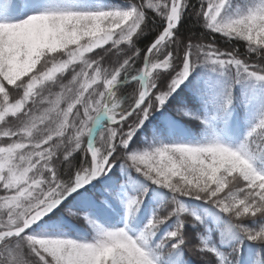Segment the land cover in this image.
Returning a JSON list of instances; mask_svg holds the SVG:
<instances>
[{
  "label": "snow or ice",
  "instance_id": "6c2138e0",
  "mask_svg": "<svg viewBox=\"0 0 264 264\" xmlns=\"http://www.w3.org/2000/svg\"><path fill=\"white\" fill-rule=\"evenodd\" d=\"M228 3L229 0H201L197 14L205 19L209 29L243 38L249 42L250 52L264 56V0H258L245 13L225 19ZM187 5L188 0H139L128 10L50 8L17 20L15 17L31 10L32 0H0V139L10 141L0 143V189L5 193L0 195V264H27L25 247L38 258L39 264H154L146 247L147 237L164 220L186 211L178 199H173L176 207L166 216L154 215L136 235L126 228L109 229L92 220L88 222L95 228L96 236L90 242L26 231L69 193L107 173L113 162L120 159L117 152H123L125 167L135 168L178 195L211 200L233 218L264 212V171L253 167L249 152V146L252 152L257 151V140L264 137V131L254 135L258 128L264 129V118L249 131L251 139H246L239 150L213 138L196 146L161 144L151 150L125 151L136 129L164 104L197 63L210 62L234 69L232 82L243 79L242 74L264 80V62L250 64L235 52H222L210 44H193L191 40L181 43L175 26ZM146 7L164 16L165 23L161 34L144 53L145 63L131 76L139 79L140 87L132 103L124 107L114 85L121 74L129 75L133 70L137 53L117 60V66L111 70L88 54L106 42H111L107 50L110 53L113 49L118 53L122 42L132 44L135 35L143 31ZM116 17L122 22L114 23ZM96 21L111 28V39L88 50L70 42V34L78 25ZM53 37L59 42L53 44ZM173 44L176 48L169 50ZM170 68L173 74L167 86L157 87L161 70ZM69 70L73 75L68 84H62L59 92L43 95L47 85L55 84ZM7 86L19 92L18 98L11 95ZM228 104L230 93L224 96L220 107L226 108ZM9 115L20 121L18 126L2 127ZM29 129L34 136L28 135ZM37 130H43V134ZM61 145L65 161L78 150L85 153L82 165L66 179L53 164ZM173 153L182 158L168 159ZM222 156L245 163L235 168ZM237 181L243 186L234 190ZM181 185L183 191H177ZM144 191L140 189L129 198L130 212L135 211L133 205L139 207ZM112 195L118 197L120 193L115 191ZM237 226L248 238L264 242V228L254 231ZM182 228L181 220L167 233L170 240H175L173 248L183 243ZM113 245L107 254L106 249Z\"/></svg>",
  "mask_w": 264,
  "mask_h": 264
},
{
  "label": "trees",
  "instance_id": "16d2710c",
  "mask_svg": "<svg viewBox=\"0 0 264 264\" xmlns=\"http://www.w3.org/2000/svg\"><path fill=\"white\" fill-rule=\"evenodd\" d=\"M88 1L95 3L115 1L119 4L128 3L131 5L139 3V0H65L64 2H66V7H71L72 10H76L78 5H81V10H92L89 8L90 4L88 7H84ZM252 1L229 0L224 11V16L227 19L234 15L245 13L249 8L248 5ZM56 2L57 0H32V8L30 11H37L40 6L44 7V5H46L47 9H55L57 8ZM200 7L201 0H188V5L175 27V35L181 43H187L191 40L193 44H210L222 52H235L239 58L246 59L250 64L264 62V56H258L254 52L249 51V42L245 39L235 35L228 36L224 33L209 29L205 19L197 14ZM97 10L104 9L99 6ZM144 12L143 31L135 35L132 44L122 42V45L119 46L120 51L118 53L115 49L110 53L107 50L111 48V42H106L104 46H100L93 53L88 54L90 59H99L103 68L111 70L117 66V60L122 61L126 56H132L135 52L137 53L133 70L129 75L121 74L116 83L122 84L114 87L121 100L124 101V107L132 103V99L140 87V81L138 79L132 80L131 76L136 75L135 69L141 68L145 51L158 35L161 34V29L165 23L164 16L158 14L157 11L146 7ZM174 48H176L175 44L169 46V50ZM159 58L162 59L163 57L160 56ZM153 59H157V57L154 56ZM79 67V65L76 66V71H79ZM161 71V74L157 78V87H166L172 77L173 69L170 68ZM233 72L234 69L222 68L210 62L197 63L195 68L190 70V74L185 81L167 97L164 104L157 107L143 121L140 127L136 129L125 151L131 153L134 151L151 150L150 139L154 133L152 128L155 126L160 127L161 125L165 126V123H168L169 127H171V122L174 123V127H184L192 140L200 139V135L198 134L200 122L196 119H191L192 111L197 108L200 111L205 108L212 113L216 111L219 120L221 116L236 115L237 123L240 126L246 123L248 124L251 121L248 125V128L251 130L252 124H254L255 120L264 111V104L258 109V113L254 112L250 116L251 119L245 121L241 100L244 95L246 96L249 88L253 87V84L251 82L252 80L249 81L248 74H242L243 79H240L239 82H232ZM72 75L73 72L71 70L64 73L55 84H49L44 88L43 95L47 96L49 92H59L60 86L62 84H68ZM7 87L11 95L14 98H18L19 92L13 86ZM228 93L231 94V104H228L226 108H221L220 105L223 102V98ZM134 119L135 117H133ZM19 123V120L9 115L6 118V123L2 127L14 128ZM128 123L130 124L132 121L130 120ZM125 130H127V126H125ZM171 130L174 129L171 128ZM261 131H264V129L258 128L257 133H254V135H258ZM234 136L237 139V136ZM239 136L244 141L251 139L245 133H241ZM7 142L10 141L6 138L0 139V143ZM97 146H100L99 143ZM255 154V161L258 162V165L264 171V137L258 138ZM116 155L120 159L113 162L111 169L107 173H101V175L96 176L95 180L88 184L83 192L65 201L63 205L54 210L49 216L44 217L43 220L36 223L27 232L39 236L54 234V236L58 237H63L62 235L66 233L69 239L90 242L96 236V231L93 230L90 224H88L87 219H85L88 212H95L97 205L105 206L111 214L109 216L102 215V218L100 213L95 212L94 214L99 215L102 221L104 220L103 222H95L112 229L114 228L111 226L114 224L113 220L118 218L120 212L123 213V218L126 217L124 215V208L120 205V201L122 200H119V196H113L112 193L119 191L121 197L124 199L125 196H133L138 190L144 189L142 202L139 204V207L133 205L135 211H131V216L127 219L131 227H133L131 225V219L135 213L141 219L139 225L136 227H145L148 221L156 214L166 216L171 209L176 207L173 203L174 198L178 199L180 204L186 209L185 212L179 213L178 215L174 214L167 220H164L153 230V235L148 237L150 250L157 251L160 254L161 261L164 262L166 258L169 259L175 254L180 259L179 264H252L253 259L249 260L248 263H241L239 261L245 252L244 247H249L251 249V257H256L258 264H264V242L248 238L237 226L243 225L249 230L254 231L264 228V212L256 215H245L240 218H233L230 214L218 208L211 200L178 195L167 186L154 183L153 180L144 176L141 172H137L135 168L125 167L122 158L123 152H117ZM84 160V151L78 150L72 154L68 161H65L63 160V149H60L57 151V156L54 157L53 164L60 171L62 178L66 179L82 165ZM242 186L243 184L237 181L234 183V190ZM4 194L3 190L0 189V195ZM208 206L216 209L221 218L234 225L239 234L238 240H234L228 245L223 243L222 240H219L221 225L219 226V224L212 221L213 219H210L209 210L205 208ZM181 220L183 221V243L173 248L172 244L175 243V240H170L167 233L174 230L176 224ZM103 223H108L109 225ZM207 234L210 235L209 243L201 240V237ZM203 244H207L208 247L203 249L197 247V245ZM213 245L218 247V251H222V258L216 255L218 252L214 250ZM236 246L240 247L241 254H237ZM24 254L25 259L30 261L31 264H39L38 258L32 255L27 247L24 249ZM48 259L51 260L50 257ZM167 264L171 263L167 262Z\"/></svg>",
  "mask_w": 264,
  "mask_h": 264
},
{
  "label": "rangeland",
  "instance_id": "374dc122",
  "mask_svg": "<svg viewBox=\"0 0 264 264\" xmlns=\"http://www.w3.org/2000/svg\"><path fill=\"white\" fill-rule=\"evenodd\" d=\"M65 0H57L56 4H59L61 6H57V8L55 9H71V7H66V2H64ZM258 0H253L252 2H250V4L248 5V10L253 7L255 5V3H257ZM90 4V7L92 10H97L99 8V6L103 7L104 10H128L132 5L128 4V3H117V2H102V3H95L93 1H88L86 2V4L84 5V7H88ZM41 7V6H40ZM65 7V8H64ZM46 7H41L39 8L37 11H31L29 13H25V15H22V17L18 18V19H22L25 18V16L27 14H34L35 12L38 11H43L46 10ZM76 10H81V5H78ZM238 15V14H237ZM237 15H234L230 18H234ZM224 18L226 19V17L224 16ZM17 19V20H18ZM59 41L53 37L52 43L56 44ZM247 77L249 78V81L252 80V84L253 87H250L249 90L247 91L246 96L244 95L242 97L241 100V106H242V111H243V117L245 119V121H248L249 119H251V115L254 112H259V108H261V106L264 104V80H260L257 79L256 77H253L251 75H247ZM257 112V113H258ZM264 118V111L262 112L261 116H259V118H257L254 122V124H252V128L256 127L259 124V121ZM191 119H196L200 122V128L198 129V134L200 135V139L198 140H192L189 136V133L185 130L184 127L182 128H177V126H173L174 123H170L171 127H169L168 123H165V126H160V127H153L152 131L154 132L151 139H150V144L151 147L152 146H160L161 144H168V145H172V144H189V145H201V144H205L210 142L213 138H217L219 139L220 142H222L225 146L232 148L233 150H239L241 148V146L244 144V140L240 139V134L241 133H245L248 135L250 128H248V125L251 123V121L247 124H244L243 126H240L237 123V118L236 115L235 116H230V115H226V116H221L220 120L219 118H217V114L216 111H214L213 113L211 111H209L208 109L203 108L202 111H200L199 108L194 109L192 111V116ZM171 128H173L174 130H171ZM171 130V131H170ZM245 130V131H244ZM237 136V139L235 138V136ZM249 152H250V163H252L253 167L263 171L262 168L258 165V162L255 161V157L256 154L255 152L251 151V146H249ZM132 197L130 196H125V198L123 199L121 197V194L119 195V200L120 201V205L121 207L124 208V215L126 216L124 220H122L123 218V213L120 212V214H118V219H116L113 223H118L117 225L120 226L121 224H124V226H127V218H129L131 216V212L129 211L128 207H127V201L129 200V198ZM91 203V202H90ZM126 207V208H125ZM207 210H209V214L210 216H212L210 218L214 223L219 224L220 226V237L219 240H222L223 243H225L226 245L230 244L232 242V240H238L239 238V234L238 231L236 230V228L234 227V225L231 222L226 221L225 219L221 218V216L219 215V213L217 212L216 209L212 208V207H205ZM122 209V208H121ZM205 210V209H204ZM95 212H98L101 214V217L103 218V216H109L111 214V212H109L107 210V208L103 205H97V207L95 208ZM95 212H88L87 214V222L89 220L92 221H96V222H103L102 219H100V216L97 214H94ZM205 212V211H203ZM103 215V216H102ZM221 220H220V219ZM140 217L138 214H134V217H132L131 219V225L133 227H135L134 229H131L129 232L133 235L139 234V232L141 230L144 229V227H137L139 225L140 222ZM88 224H90L88 222ZM100 225V223H97ZM106 225H109L108 223H103ZM115 224H112L111 226L113 227ZM90 226L93 228V230H95V228L93 227L92 224H90ZM124 228V227H123ZM128 229V227H127ZM96 231V230H95ZM63 237H58V236H54V234L51 235H46L45 237H49V238H69L68 234H63ZM201 239L204 242H210V235H204L201 237ZM147 240H149V238L147 237ZM147 249L150 252V258L153 259L154 264H167V262L171 264H179L180 263V259L178 258L177 255L174 254L173 257H170L169 259L166 258L164 262L160 261V254L157 251H151L150 250V243L148 241L147 245H146ZM213 248L215 251H217L220 255L219 258L223 257V253L222 251H218V247L216 245H213ZM237 249L240 250L239 246H236ZM245 252L243 253L242 257L239 259V261H241V263H248L249 260L253 259L254 262L252 264H258V260L256 259V257L252 258L251 257V249H249V247H244ZM238 254H240V252L238 251ZM177 256V257H176ZM172 258V259H171ZM171 259V260H170Z\"/></svg>",
  "mask_w": 264,
  "mask_h": 264
},
{
  "label": "clouds",
  "instance_id": "9594fccd",
  "mask_svg": "<svg viewBox=\"0 0 264 264\" xmlns=\"http://www.w3.org/2000/svg\"><path fill=\"white\" fill-rule=\"evenodd\" d=\"M119 17L114 18V23H121ZM73 39L70 41L71 43H77L81 48L88 50L91 48H94L98 46L99 44H102L106 42L107 40L111 39V28L110 27H102L99 21H96L92 24H85L84 26H77L76 29L73 30V32L70 34ZM82 58V54H81ZM40 132V134H43V130H37ZM29 136H34V131L32 129H29L28 131ZM64 145H61V149ZM176 159L180 160L182 158L181 154H175L173 153L168 157V159ZM222 160H226L228 163H231L233 167L240 168L245 162L242 160H231L228 159L227 156H222ZM177 191H183V186H178ZM113 247L115 245L110 246L106 249V253L110 254ZM27 264H31L30 261L27 260Z\"/></svg>",
  "mask_w": 264,
  "mask_h": 264
},
{
  "label": "water",
  "instance_id": "95a60500",
  "mask_svg": "<svg viewBox=\"0 0 264 264\" xmlns=\"http://www.w3.org/2000/svg\"><path fill=\"white\" fill-rule=\"evenodd\" d=\"M145 63V61H144V59H143V62H142V66H143V64ZM138 79V78H137ZM94 178L95 177H93V178H91L90 180H88L87 182H85L81 187H79V188H76L74 191H72L71 193H69L57 206H59L60 204H62L63 202H64V200H66V199H68L69 197H71V196H73V195H75V193L76 192H78L79 190H81V189H83L84 187H85V185L86 184H88L89 182H91L92 180H94ZM57 206H55L54 208H56ZM53 210V209H52ZM37 222V221H36ZM35 222V223H36ZM31 227H32V225H31ZM30 227V228H31ZM29 228V229H30ZM28 230V229H27ZM26 230V231H27Z\"/></svg>",
  "mask_w": 264,
  "mask_h": 264
}]
</instances>
